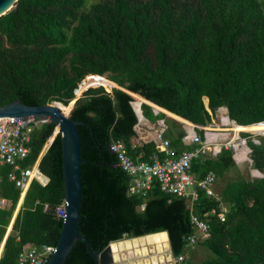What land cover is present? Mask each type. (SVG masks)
<instances>
[{
    "label": "trees",
    "instance_id": "obj_1",
    "mask_svg": "<svg viewBox=\"0 0 264 264\" xmlns=\"http://www.w3.org/2000/svg\"><path fill=\"white\" fill-rule=\"evenodd\" d=\"M86 75L98 77L85 81L92 87L71 105ZM114 84L118 88L109 93L102 87ZM130 94L192 123L209 120L202 98L210 109L225 107L239 125L263 120L264 0H16L0 15V105L16 98L30 106L58 102L78 122L77 231L92 252L111 241L165 231L171 256L184 253L183 264H264V137L247 141L261 177H252L250 165L236 164L226 149L192 163L198 176L214 172L220 201L198 192L193 210L207 216L209 236L184 249L192 229L183 199L160 192L156 183L143 199L127 196L128 178L107 149L109 141L120 140L133 158L146 160L156 152L151 141L133 140L137 119ZM140 110L154 123L167 120L164 136L171 148H191L181 144L177 120L153 115L146 103ZM53 129L46 121L33 128L23 167L33 163ZM38 169L48 181L29 183L2 243L0 264H15L22 246L56 243L61 218L54 208L63 199L58 133ZM8 170L0 168V243L19 196ZM219 202L222 221L206 214ZM196 246L204 256L191 261L188 253ZM61 264L95 262L76 240Z\"/></svg>",
    "mask_w": 264,
    "mask_h": 264
},
{
    "label": "built area",
    "instance_id": "obj_2",
    "mask_svg": "<svg viewBox=\"0 0 264 264\" xmlns=\"http://www.w3.org/2000/svg\"><path fill=\"white\" fill-rule=\"evenodd\" d=\"M88 76L92 75H86L84 78L86 79ZM82 81L83 79L77 84L76 88ZM76 88L73 90V96ZM111 88H104V90L109 93ZM132 98L130 105L137 116V122L134 125L137 138H135L134 142L151 141L155 146L156 152L151 154L149 159L146 160L141 159L140 155L133 158L128 154L125 145L120 140L109 141L108 150L114 154V165L128 178L125 187L127 196L143 199L151 191L154 183H156L160 192L183 199L189 225L192 229L190 233L184 236L183 244L184 249H191L209 236L207 216L200 215L193 210V203L197 199L198 192H203L207 198H214L220 201L214 191L216 179L214 172L209 170L198 176L192 170V163L201 158L214 157L221 149H226L230 151L231 157L236 164L247 162L250 165V149L247 146V141L250 139L253 143H258L257 138L260 136L264 137V119L247 125H239L228 117L225 107L221 106L216 110L210 109L207 106L206 98H202L209 120L207 119V125L198 124L179 116L176 119L168 115L164 109L150 102L142 101L150 106L153 115L156 116L159 112L164 113L179 122L183 131L179 140L182 145H191V148L177 151L169 146V141L164 136L167 129L165 118L155 120L153 133L148 139V127L145 124L148 123V120L142 116L140 110L142 102L138 103L135 108L133 105L135 98L133 96ZM39 122L42 121L31 117H0V168L2 166L9 167L6 177L19 190L13 216L22 202L29 183L36 181L40 185H45L48 181L47 176L39 171L38 162L53 139L52 133L46 138L33 163L25 167L21 165V161L27 156L29 151L30 133ZM236 127H242L243 129H236ZM242 133H246V135ZM254 171L259 174L257 177L262 176L256 169ZM64 204L65 202L62 199L54 208L56 217H63ZM3 205L4 201L0 198V207ZM46 206L44 204L43 209ZM142 208L143 204L140 205V209ZM206 214L214 215L219 221H222L224 218L222 203L219 202L217 208L209 209V214ZM54 251L55 245L50 244L22 246L17 253L15 264H46ZM184 258V253H181L176 257L170 256L169 260L173 264H183Z\"/></svg>",
    "mask_w": 264,
    "mask_h": 264
},
{
    "label": "water",
    "instance_id": "obj_3",
    "mask_svg": "<svg viewBox=\"0 0 264 264\" xmlns=\"http://www.w3.org/2000/svg\"><path fill=\"white\" fill-rule=\"evenodd\" d=\"M15 1L16 0H0V15L8 11L13 6ZM84 79L85 78H83V80ZM111 87L118 88L115 84ZM57 103L58 102H50L38 106H30L22 103L18 98H16L4 105H0V117H31L42 122L46 121L52 123L54 128H56L54 136L56 133L59 134L61 146L62 191L65 204L64 214L61 218L59 235L55 243V251L50 255L46 264H61L76 240H81L84 243L87 252L93 258L95 264H137L138 258L134 261L133 259L125 260L122 257V252L119 253L118 251L114 252L112 250L111 244L121 239L109 242L99 252H92L86 240L77 231V220L80 206L79 166L81 163L79 156L78 135L76 130V124L78 122L68 116H65L61 109L56 105ZM212 109L216 110L217 107H213ZM134 115L137 118L135 113ZM203 124H208V120L205 116L203 118ZM109 152L112 154L111 151ZM249 168L252 170L255 169L253 162L250 163ZM13 213L1 240L0 251L4 238L14 218ZM130 238L135 237H128L127 239ZM167 256L168 258L171 256L168 242ZM158 264H165V261H158Z\"/></svg>",
    "mask_w": 264,
    "mask_h": 264
},
{
    "label": "bare ground",
    "instance_id": "obj_4",
    "mask_svg": "<svg viewBox=\"0 0 264 264\" xmlns=\"http://www.w3.org/2000/svg\"><path fill=\"white\" fill-rule=\"evenodd\" d=\"M91 77H98L95 75L88 76L86 79H84L79 86L74 91V99L71 102V105H73L75 99L80 95V93L88 87L92 86H84L85 81L89 80ZM104 79V78H103ZM135 98V102L133 103L134 107L136 108L138 103L144 101L140 96L131 94ZM57 106L59 104H56ZM61 111L63 112L62 108H65L64 106L59 105L58 106ZM71 107V106H70ZM64 113V112H63ZM65 114V113H64ZM168 114V113H167ZM65 116H68V114H65ZM236 129H243L242 127H236ZM56 130V128H55ZM147 247H150L154 253V255L147 256L145 258H142L145 256ZM112 250L118 251L119 253L126 252L131 254H137L142 255L141 258H138L137 264H158V261H165V264L168 262V256H167V242H166V235L164 232H157L153 234H148L140 237L130 238V239H123L117 242H114L111 244ZM139 256V257H140Z\"/></svg>",
    "mask_w": 264,
    "mask_h": 264
},
{
    "label": "rangeland",
    "instance_id": "obj_5",
    "mask_svg": "<svg viewBox=\"0 0 264 264\" xmlns=\"http://www.w3.org/2000/svg\"><path fill=\"white\" fill-rule=\"evenodd\" d=\"M112 86V85H111ZM111 86H108V87H105V86H102V87H104L105 89H109V87H111ZM143 103V102H142ZM66 108L67 107H65V108H62L63 109V112H64V110H66ZM69 111L70 110H67L66 112H64L65 114H69ZM165 123H166V126H167V128H169V124H167V120H165ZM155 124V123H154ZM154 127H155V125H154ZM55 129V128H54ZM53 129V131H52V137L54 136V134L53 133H55V131L56 130H54ZM147 130H148V128H147ZM135 138H137V134H136V137ZM133 139V140H136V139ZM238 165H240V164H238ZM241 167H244L245 168V164H242V165H240ZM248 171H250L249 173L252 175V176H256L257 177V175H259V174H257V173H255V171L254 170H252V169H250V168H248ZM199 249H201L199 246H196L193 250L194 251H192L191 253H188V257L190 258V260L191 261H197L199 258H202L204 255H202V253H200L201 251H202V249L201 250H199ZM153 250L150 248V247H147V250H146V253H145V256L144 257H142V255L140 256V255H137L136 253L134 254H129V253H127V252H123L122 253V257H123V259H125V260H132L133 259V261L135 260V259H137V258H145V257H149V256H151V255H154V253L152 252ZM202 255V256H201ZM140 256V257H139Z\"/></svg>",
    "mask_w": 264,
    "mask_h": 264
},
{
    "label": "crops",
    "instance_id": "obj_6",
    "mask_svg": "<svg viewBox=\"0 0 264 264\" xmlns=\"http://www.w3.org/2000/svg\"><path fill=\"white\" fill-rule=\"evenodd\" d=\"M169 115V114H168ZM148 123H145L146 126L148 127V139L151 137L152 133H153V130H154V120L151 121L148 119L147 121ZM161 232H164L165 235H166V232L165 231H161ZM166 241L168 242L167 240V235H166ZM169 259V258H168ZM166 264H173L170 260H168V262Z\"/></svg>",
    "mask_w": 264,
    "mask_h": 264
}]
</instances>
